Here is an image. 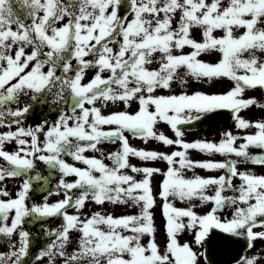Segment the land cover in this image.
<instances>
[{
  "label": "snow or ice",
  "instance_id": "6c2138e0",
  "mask_svg": "<svg viewBox=\"0 0 264 264\" xmlns=\"http://www.w3.org/2000/svg\"><path fill=\"white\" fill-rule=\"evenodd\" d=\"M204 54L218 59L204 61ZM188 77L205 83L226 78L233 86L224 93L172 94L174 83L187 85ZM257 89L264 90V0H0V127L9 129L0 132V239L8 246L0 264H29L26 257H33L31 264L45 258L46 264H201L202 258L212 264L206 245L214 236L217 244L243 239L245 251L235 264H261L260 251L247 252L264 240V230L254 231L264 229V175L238 167L264 166V151L249 152L250 146L264 150V118L240 115L251 106L264 108L255 97L243 98ZM134 103L137 110L130 111ZM108 107L114 110L104 114ZM220 110L231 112L237 129L255 133L225 131L218 143L184 139L179 126ZM53 112L56 119L49 121ZM30 115H39V122L25 127ZM160 122L175 138L156 130ZM126 133L177 150L133 147ZM238 140L244 142L237 146ZM12 143L15 149L6 150ZM104 143L119 148L105 155ZM193 149L225 159L192 160ZM89 150L99 158L86 156ZM130 157L167 167L138 166ZM37 161L48 166L49 176L59 174L54 190L39 184L49 176L32 175ZM196 168L223 174L201 176ZM21 177L13 194L7 181ZM42 191L47 195L36 202ZM54 194L62 198L50 203ZM157 195L163 248L156 239ZM177 200L188 206L177 207ZM88 202L139 211L85 214ZM198 206L210 209L201 214ZM48 219L61 223L52 229ZM36 222L48 241L32 254L27 225ZM185 231L192 241L181 243ZM72 233L76 247L69 252Z\"/></svg>",
  "mask_w": 264,
  "mask_h": 264
},
{
  "label": "rangeland",
  "instance_id": "374dc122",
  "mask_svg": "<svg viewBox=\"0 0 264 264\" xmlns=\"http://www.w3.org/2000/svg\"><path fill=\"white\" fill-rule=\"evenodd\" d=\"M195 34H198V31ZM197 39H199V38H197ZM184 51L187 52V51H190V49L185 48ZM199 58L204 60V61L215 62L218 59V54H214V55L204 54V55H201V57H199ZM152 67H156V65L154 64V65H152ZM91 76H92V72H88L87 77H86V81L88 78H91ZM187 79H188L187 85H180L178 82L174 83L172 94H179L181 91H186L188 94H192L195 91H202V92L208 93V94L224 93V92L228 91L233 86L232 83H227L225 81V79L218 80V81L211 82V83L198 82L194 78H191V77H188ZM160 94H168V92H167V90H163L160 92ZM243 98H246L245 94H243ZM252 107L253 106H251L250 108H252ZM109 108L113 109L112 107H109ZM129 110L130 111L137 110V105L134 103L132 105V108ZM243 111L244 110L241 111L240 115L242 114ZM251 112H253V111H251ZM242 117H245V115H243ZM246 118L248 120H252V118L250 116L246 117ZM169 129H170V126L164 122H160L156 126V130L158 132L163 131L166 135L169 134L170 136L174 137V133H172V130H169ZM225 131H231L235 135L243 136L246 134H254L256 129L255 128H249L247 130L237 129L236 123L234 121L232 126H230L229 129H227ZM225 131H223V132H225ZM223 132L208 131V132L197 133L195 135L194 141L195 140H208V141L218 143L220 141V139L222 138ZM129 140H130V143L133 147L144 148L146 150H160V146L162 145L155 140H149V142L146 144L140 138L130 137ZM243 142H244L243 140H238L236 142V145L238 146L240 143H243ZM111 147H113V146H111ZM174 150H177V149H174ZM109 151H111V149H109ZM249 152L253 153L251 146L249 148ZM189 155H191V156L203 155V157H204L205 153H201L198 150L193 149L191 152L189 150ZM224 159H225V157H223L219 154L212 155V160L220 161V160H224ZM130 160H132L133 164H136L138 166H145L146 165V166L160 167V161L142 162L136 157H130ZM202 161H204V158H202ZM238 167L240 168L241 171L250 170V171H253L254 173H256L258 175H264V167H262V166H253L249 163H241L238 165ZM199 171H200V169H197L195 174L200 175ZM204 172H206V171L204 170ZM211 173L213 176H219V175L223 174V171L222 170L221 171H211ZM192 175L193 174L189 175V177ZM204 176H207V175H204ZM137 178H139V176ZM155 179L158 182L160 179V176L157 174ZM234 183L238 184L239 180L235 179ZM229 194H231V193H229ZM159 202H160V198L157 195V206L154 208V219H155V225L157 228L156 239H157V242L163 248V246L165 244V240H166V233H165V227H164L165 226V220L162 222V219L159 216V213H158L159 212L158 211ZM177 203H180L181 207H187L188 206V204L181 202V201H178ZM196 203L198 204L199 202L196 201ZM121 207L122 208H120V205H118V207H116V205H112V204H109L107 202L102 206L96 205L93 202H88L86 205V208L83 210V212L85 214H91L94 211H101L102 213H105V214L111 213L115 216H119V215H123V214H136L139 211V209L137 207H133L130 205H121ZM209 209H210V206H209ZM196 211L198 213L203 214L204 212L208 211V208L203 210V209H201V207L198 206L196 208ZM261 230H264V229H261L259 227L254 229V231H261ZM215 231L218 232L219 230H215ZM147 239L148 238L145 237L144 242H146ZM178 239L181 243H184L186 241L191 242L192 236L187 231H185L184 233H181L178 236ZM70 245H72V247L70 248L68 246V249H67L68 251L73 250V248L76 246V245H73L72 243ZM201 250L202 249H197V251H201ZM257 251H260L261 254L264 255V240L257 239L255 241V247L252 250L248 251V255L251 256V255L255 254ZM261 262H262L261 264H264V261H261Z\"/></svg>",
  "mask_w": 264,
  "mask_h": 264
},
{
  "label": "flooded vegetation",
  "instance_id": "af4514ba",
  "mask_svg": "<svg viewBox=\"0 0 264 264\" xmlns=\"http://www.w3.org/2000/svg\"><path fill=\"white\" fill-rule=\"evenodd\" d=\"M196 36L198 34H195ZM246 95V98H249V97H255L257 100L259 101H262L264 102V90H249V91H246L244 93ZM13 107H15V105H13ZM114 109H110L109 107L108 108H104L102 109V111L104 112V114H108L110 111H112ZM253 111V112H251ZM245 115L244 118L246 117H251L252 118V121H256L258 119H261V118H264V108H258L256 106H253L252 108H248L246 110H244L241 114V116ZM47 118L49 119V121H53L56 119V114L53 112V113H49ZM247 119V118H246ZM39 122V115H30L27 117V119L24 121V126L27 127L29 125H34L36 123ZM107 127V126H105ZM16 128V125H12V129L11 130H15ZM9 129L5 126V127H0V132H5V131H8ZM170 130V129H169ZM202 132H208V131H199V132H185V137L184 139L188 142H193L194 139H195V135L197 133H202ZM173 133V132H172ZM126 135H128V137H132L130 134L126 133ZM168 137L170 138H175L173 136H170L169 134H167ZM41 139H43V137L41 136ZM129 143H130V140H129ZM131 144V143H130ZM113 146V147H111ZM15 144L12 143V144H7L6 145V150H9V151H12L15 149ZM99 147H101L102 149L105 150V155H107V152H109V149H111V151H116L118 148H119V145L118 143H104V144H101L99 145ZM175 146H172V147H166V146H163L161 145L160 146V150L161 151H165L167 153H171L172 151H174ZM192 150H190L191 152ZM264 151V150H262ZM256 153H260V152H257L255 151L254 154ZM86 156H89V157H92V156H97L99 158L100 156V153L98 152H93L91 150L89 151H86L84 153ZM190 158L192 160H199V161H202V158H204V160H212V155H207L205 154V156L203 157V155H196V156H191L189 155ZM65 160L68 162V163H72V164H75V166H78V167H85V165H83L82 163L78 162V161H74L72 157H69V156H65L64 157ZM104 162L106 164H109L111 165V161L108 160V159H105ZM130 162L132 163V160H130ZM5 163L2 158H0V164H3ZM133 164V163H132ZM166 162H163V161H160V167L162 170H166ZM264 167V166H262ZM197 169H200L199 173L201 176H204V175H207V176H213L211 171H208V170H205V169H201V168H196L195 169V172L197 171ZM204 170L206 172H204ZM36 171H39V173L42 175V176H49V169H48V166L47 165H44L43 162H40V161H37V169L32 173V175H35V172ZM193 174V171L191 170H187L185 171V175L186 176H189ZM58 173H54L53 175L49 176V181L45 184L44 181H40L39 184H44L45 185V188L49 189V190H54L55 189V185L57 183V177H58ZM24 179V177H21V178H16L15 180H8L7 181V186H8V189L9 191H11L13 194H15V191L17 190L19 184L22 182V180ZM67 179L69 180H73L75 179V177H68ZM160 180V179H159ZM39 184H36L35 186H39ZM44 195H47V192L46 191H42V192H39L37 193L36 195H34L33 199L36 201V202H40L42 203L43 202V196ZM62 198V196H57V195H51L49 197V202H55L57 201L58 199ZM179 200H177L175 203H176V206L177 207H181L180 203H177ZM29 203H31V201H29ZM160 204H161V201L159 202V205H158V213H159V216L160 218L162 219V222L164 221V218L162 216V213H161V207H160ZM116 207H118V205H116ZM208 206H204V207H201V209H207ZM120 208L121 205H120ZM74 209H69V211H73ZM41 223L42 222H36V223H33V224H30V225H27V228L28 230L32 233V243H31V247H30V252L32 254H35L38 252L39 248L43 245L46 244V242L48 241V238L46 236H44L43 234V231L41 229ZM61 221L59 219H48L46 221V225L52 229H55L57 228L59 225H60ZM76 235L77 233H72V237H73V242L72 244L73 245H76ZM13 240L14 241H18V236H14L13 237ZM69 247L71 248L72 245H69ZM76 247V246H75ZM74 247V248H75ZM73 248V250H74ZM73 250H70L69 252L73 251ZM5 251H8V246L6 243L3 242V239H0V252H5ZM33 257H26L25 259L28 260L29 264H31V260H32ZM37 264H46V258L43 260V261H38ZM57 264H59V261L57 262ZM201 264H203V262L201 261Z\"/></svg>",
  "mask_w": 264,
  "mask_h": 264
},
{
  "label": "water",
  "instance_id": "95a60500",
  "mask_svg": "<svg viewBox=\"0 0 264 264\" xmlns=\"http://www.w3.org/2000/svg\"><path fill=\"white\" fill-rule=\"evenodd\" d=\"M232 117L226 111L221 110L214 115L207 116L201 119L198 125L202 126H227L231 124ZM208 248V257L212 264H231L239 258L245 251V245L243 239H238L228 242H220L217 244L216 237H213V242L211 245H206ZM227 248V252L222 251L223 248Z\"/></svg>",
  "mask_w": 264,
  "mask_h": 264
}]
</instances>
